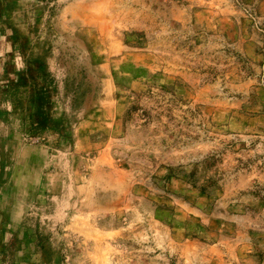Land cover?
<instances>
[{
	"label": "rangeland",
	"instance_id": "obj_1",
	"mask_svg": "<svg viewBox=\"0 0 264 264\" xmlns=\"http://www.w3.org/2000/svg\"><path fill=\"white\" fill-rule=\"evenodd\" d=\"M0 33L57 120L43 166L15 129L3 264H264V0H0Z\"/></svg>",
	"mask_w": 264,
	"mask_h": 264
},
{
	"label": "crops",
	"instance_id": "obj_2",
	"mask_svg": "<svg viewBox=\"0 0 264 264\" xmlns=\"http://www.w3.org/2000/svg\"><path fill=\"white\" fill-rule=\"evenodd\" d=\"M8 42L9 37L0 33V250L22 223L23 206L27 200L25 194L30 184V167L33 165L28 158L21 162L15 159L14 155L21 145L20 134L15 129L21 126L26 134L42 138V143L21 147L29 154H40L34 163L35 166H43L49 145L46 134H52L57 122L54 112L56 100L49 90L36 89L20 97L23 87L18 79L22 73L15 72L12 55L7 52L10 48ZM19 168L25 170L20 179L23 182L22 190H19ZM0 264H3L1 260Z\"/></svg>",
	"mask_w": 264,
	"mask_h": 264
}]
</instances>
